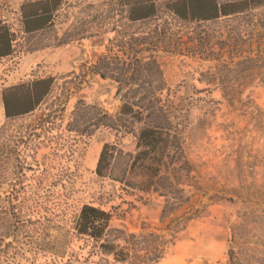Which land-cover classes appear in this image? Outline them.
Listing matches in <instances>:
<instances>
[{
	"label": "rangeland",
	"instance_id": "rangeland-1",
	"mask_svg": "<svg viewBox=\"0 0 264 264\" xmlns=\"http://www.w3.org/2000/svg\"><path fill=\"white\" fill-rule=\"evenodd\" d=\"M29 1L37 0H0V18L16 35L14 54L0 58V264H264V5L189 23L154 0L157 16L131 23L117 0H66L52 26L27 34L21 7ZM158 25L162 98L184 156L173 174L183 192L165 218L166 197L96 174L104 144L134 152L131 135H89V110L76 125L84 135L69 127L79 100L118 112L116 85L92 73L114 30L141 36ZM47 77L55 84L43 104L7 120L3 90ZM84 205L110 212L111 228L127 235L160 236L161 259L145 263L147 246L126 262L102 254L74 229Z\"/></svg>",
	"mask_w": 264,
	"mask_h": 264
},
{
	"label": "trees",
	"instance_id": "trees-1",
	"mask_svg": "<svg viewBox=\"0 0 264 264\" xmlns=\"http://www.w3.org/2000/svg\"><path fill=\"white\" fill-rule=\"evenodd\" d=\"M65 1L25 2L21 7L24 32L30 34L52 26L55 14ZM115 3L122 10L126 9L131 23L148 21L157 16L158 7L154 0H117ZM162 5L180 20L191 23L242 14L264 5V0L223 4L218 0H166ZM27 8L30 10L27 11ZM125 30H114L113 47L107 49L108 54L100 57L92 69L94 75L116 85V96L120 102L117 114H109L96 106H86L83 100H79L74 113L75 122L70 123L69 127L84 135L85 131L76 125L89 110L96 112L89 135L100 128L124 136L131 135L136 143L134 152H125L118 144H104L96 174L101 179L120 183L125 189L166 197L163 209L165 218L175 211V205L171 204L172 197H179L183 192L175 187L174 175L184 166V156L178 126L171 119V101L162 98L167 84L155 56L161 46V32L159 25L153 32L141 36L125 35ZM15 42V33L0 18V58L14 54ZM54 84L55 79L47 77L5 88L2 101L6 119L13 120L34 113L49 96ZM112 219L110 212L84 205L76 217L74 229L79 236L93 240L102 254L113 257L116 262H126L125 257L128 259L132 251L137 252L139 246L141 249L149 247L142 257L145 263L161 259L163 246L167 242H158L160 236L155 233L127 235L122 230L111 228Z\"/></svg>",
	"mask_w": 264,
	"mask_h": 264
}]
</instances>
